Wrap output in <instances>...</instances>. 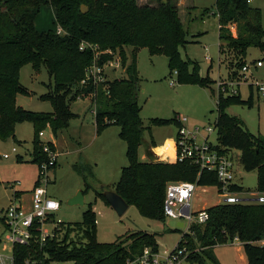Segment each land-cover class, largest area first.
Listing matches in <instances>:
<instances>
[{
	"label": "trees",
	"instance_id": "obj_1",
	"mask_svg": "<svg viewBox=\"0 0 264 264\" xmlns=\"http://www.w3.org/2000/svg\"><path fill=\"white\" fill-rule=\"evenodd\" d=\"M156 5H139L137 0H0V139H16L18 123L29 122L36 136L33 162L46 163L40 133L49 126L57 135L68 128L76 115L70 104L84 96L97 105L95 125L98 133L111 127L120 128V138L127 145L129 164L123 168L116 191L130 206H136L141 216L164 222L166 187L171 182H196L199 187L219 185L215 172H203L188 161L141 162L139 146L144 142V127L138 102L141 77L137 68V52L149 49L152 55L165 52L171 72L177 69L181 80L207 87L211 82L198 74V65L181 58L179 48L188 43L187 32L179 16V0H155ZM50 4L54 10L57 30L38 31L35 19L43 5ZM88 8L81 12V6ZM216 16L219 21L220 54L224 56L227 69H242L250 48L264 51V28L260 9L250 0H216ZM232 27L237 29L234 36ZM83 42L98 45L101 50H120L129 62L126 76L115 78L105 85L82 86L86 68L93 62V52L80 51ZM134 48L130 56L126 48ZM32 65L35 72L44 67L53 84L41 99L52 105L51 113H36L18 105L19 95H29L20 83V70ZM193 65L192 72L188 66ZM235 75L237 72L234 73ZM252 88V86L250 85ZM232 105L253 107L252 97L243 100L238 95L224 96L217 100L215 127L218 148L229 153L240 152V163L247 172L257 173V192L264 195V140L245 128L243 121L230 115ZM155 125L174 124L182 128L178 116L172 119H154ZM56 152L54 143H46ZM153 147V145H152ZM151 155V147L146 149ZM82 177L87 193L90 189L105 197L97 186L91 184L92 168L82 162L73 166ZM235 192H249L239 184H233ZM18 193H16L17 195ZM109 205V204H108ZM209 219L205 224H193L175 248L185 249L190 264H205V251L217 245L238 240L248 264H264V204L244 202L218 204L207 208ZM80 232L81 242L71 246L49 240L46 251L49 261L73 262V264H127L143 254L145 248L158 252L156 234L135 231L121 236L115 242L101 243L97 239L94 212L90 208L84 214ZM174 232H181L175 229Z\"/></svg>",
	"mask_w": 264,
	"mask_h": 264
},
{
	"label": "rangeland",
	"instance_id": "obj_2",
	"mask_svg": "<svg viewBox=\"0 0 264 264\" xmlns=\"http://www.w3.org/2000/svg\"><path fill=\"white\" fill-rule=\"evenodd\" d=\"M180 1V0H179ZM139 5H156L155 0H137ZM216 0H181L179 16L187 32L188 43L179 48L182 60L191 61L198 65V74L208 79L211 84L200 86L187 80H181L177 69L171 72L169 58L165 52L152 55L147 48H140L137 52V68L141 77L138 102L141 107L140 117L145 128L144 142L139 146L138 157L141 162L155 161L153 153L147 155L146 149L160 146L166 140L176 136L178 128L170 123L155 125L154 119L169 120L187 118V129H199L201 135H208L206 129L215 126L217 117L216 106L219 99V82H228V87L239 85V92L243 100L253 99V107L232 105L227 112L237 116L245 124V128L253 135L264 140V99L257 89L251 88L250 83L255 79L264 80V66L256 67L258 60L264 61V51L250 48L246 62L250 64V73L244 78L241 69H227V63L220 54L219 21L216 14ZM251 5L260 9L262 26L264 28V0H253ZM35 26L38 31L57 30L54 10L50 4L43 5L36 16ZM234 36L237 29L232 27ZM130 56L135 53L134 48H126ZM193 65L188 66L192 72ZM237 72L235 75L234 73ZM120 72L110 74V78L120 77ZM254 80V81H255ZM20 83L27 89L29 95H19L18 105L25 110L36 113H51L52 105L41 99L49 92V85L53 84L47 70L42 67L35 72L32 65L26 64L20 70ZM226 96V95H224ZM95 104L85 97L79 98L70 104L71 111L76 117L70 121L67 129L55 135L47 126L43 130L40 141L43 144L52 142L56 146L57 158L48 172L49 196L60 203L48 222V229L56 233L57 241L71 246L80 244V232L84 221V214L92 208L97 226V239L101 243L115 242L121 236L135 231H145L156 234L158 242V256L165 257L173 251L186 232H174L178 221L166 218L158 222L141 216L136 206H130L120 217L116 212L90 189L84 194L85 204L70 206L68 201L78 191L85 192L82 177L73 169L78 163H86L93 170L91 184L114 190L121 178L123 168L129 164L126 152L127 145L120 138V128L111 126L98 133L95 125V115L92 112ZM16 139H0V252L4 245H8V231L4 225L6 210L15 201L19 194L21 199L29 201L32 191L39 183L40 168L33 162V152L36 132L29 122H21L16 126ZM210 142L218 143V134L215 130L210 134ZM17 152L14 153L13 149ZM146 151V152H145ZM159 152L173 155L172 144ZM10 155L4 159V155ZM230 157L235 162V183L249 190L257 192L256 171L247 172L240 163V152L232 150ZM159 159V158H158ZM165 158L160 161L166 162ZM16 193H18L16 195ZM247 197V196H246ZM220 198L214 187H198L193 200L194 210H200L217 205ZM211 256L205 257V264H248L243 253L241 243L235 240L225 245H217L206 249ZM52 264H73V262H53Z\"/></svg>",
	"mask_w": 264,
	"mask_h": 264
},
{
	"label": "built area",
	"instance_id": "obj_3",
	"mask_svg": "<svg viewBox=\"0 0 264 264\" xmlns=\"http://www.w3.org/2000/svg\"><path fill=\"white\" fill-rule=\"evenodd\" d=\"M252 0H250L251 2ZM58 34H64L61 28H57ZM80 51L90 50L93 52V62L85 70L82 86L92 85L99 87L112 80L110 74L120 72V77L126 76L129 62L123 59L120 50H101L98 45L83 42ZM264 61L258 60L256 67H263ZM244 78L250 73V64L245 63L241 69ZM115 79V78H113ZM255 80V79H254ZM250 83L252 88H256L259 96L264 99V80H255ZM219 93L229 96L238 95L239 85L228 87V82H219ZM84 97V96H81ZM79 97V98H81ZM92 111L97 112V105ZM182 128L178 130L175 138L174 162L188 161L199 168L200 174L203 172H215L219 185L215 188L217 196L220 198L218 204H239L244 202H255L264 204V195H255L251 192H235L231 186L235 183V162L229 153L222 152L210 142V134L216 127H208V135H201L200 130L190 131L187 129V118H179ZM43 136V132L40 133ZM44 153L49 156L46 163L41 164L39 183L32 191L29 201H24L17 196L12 205L6 210L4 225L8 231V245H4L0 252V264H52L49 261L46 248L49 240L57 237L56 233H51L48 229V222L54 213L60 209V203L49 196L48 193V172L56 161V154L52 152L45 143ZM16 153L17 149L14 148ZM4 159H9L6 154ZM165 160V159H164ZM196 182H171L166 187V197L164 201V214L166 218H171L184 224L187 230L193 224H205L209 219L207 208L194 210L193 200L198 188ZM247 196V197H246ZM217 204V205H218ZM189 254L185 249H174L165 257H159L158 253L151 248H145L143 254L128 262L127 264H190Z\"/></svg>",
	"mask_w": 264,
	"mask_h": 264
},
{
	"label": "water",
	"instance_id": "obj_4",
	"mask_svg": "<svg viewBox=\"0 0 264 264\" xmlns=\"http://www.w3.org/2000/svg\"><path fill=\"white\" fill-rule=\"evenodd\" d=\"M88 8L85 5L81 6V12L83 14L87 13ZM102 195L105 197L106 201L108 202L109 206L116 212V214L120 217H122L126 211L129 209L130 205L116 192L112 190H107L104 187L99 188ZM68 204L70 206L73 205H81L83 206L85 204L84 200V194L82 191H78L75 196L70 198L68 201ZM184 224L178 223L177 229H183Z\"/></svg>",
	"mask_w": 264,
	"mask_h": 264
},
{
	"label": "crops",
	"instance_id": "obj_5",
	"mask_svg": "<svg viewBox=\"0 0 264 264\" xmlns=\"http://www.w3.org/2000/svg\"><path fill=\"white\" fill-rule=\"evenodd\" d=\"M181 1V0H180ZM180 1H179V4H180ZM253 1V0H252ZM251 1V2H252ZM18 99V98H17ZM175 138L176 136L174 135V137H171V139L169 140H166L163 144H161L160 146H154L151 147V152L153 153V159L155 161H160V159L162 158H165V161L166 162H169V163H173L174 162V155H175ZM172 144V147H173V155H168V154H164L162 152H159L160 150H163L166 148L167 144ZM55 145V144H54ZM56 148V146H55ZM146 152V151H145ZM162 153V154H161ZM159 158V159H158ZM162 161V160H161ZM18 198L21 199L20 195L18 194L17 195ZM242 246V244H241Z\"/></svg>",
	"mask_w": 264,
	"mask_h": 264
},
{
	"label": "bare ground",
	"instance_id": "obj_6",
	"mask_svg": "<svg viewBox=\"0 0 264 264\" xmlns=\"http://www.w3.org/2000/svg\"><path fill=\"white\" fill-rule=\"evenodd\" d=\"M162 153L166 154L165 152H162ZM162 153H161V154H162Z\"/></svg>",
	"mask_w": 264,
	"mask_h": 264
}]
</instances>
